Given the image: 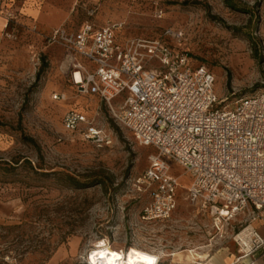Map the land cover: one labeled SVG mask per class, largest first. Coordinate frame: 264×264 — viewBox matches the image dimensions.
Returning a JSON list of instances; mask_svg holds the SVG:
<instances>
[{
    "label": "rangeland",
    "instance_id": "obj_1",
    "mask_svg": "<svg viewBox=\"0 0 264 264\" xmlns=\"http://www.w3.org/2000/svg\"><path fill=\"white\" fill-rule=\"evenodd\" d=\"M57 2L66 8L62 25L70 31L86 21H116L124 24L121 40L182 32L180 41H168L188 52L194 66L215 74V92L228 98L225 106L264 90V0ZM37 26L36 32L21 27L0 47V264H90L88 257L101 242L124 253L136 246L153 264L159 257L169 263L177 254H190L194 261L202 260L201 254L208 255L205 261L217 253L231 258L239 224L218 231L208 214L189 204L185 188L170 220H142L150 196L135 184L156 149L136 142L97 96L78 93L64 49L46 41L53 29ZM61 93L66 100L54 98ZM72 109L88 119L74 133L63 126ZM90 126L111 142L86 139L83 132ZM25 159L35 169L24 163L9 172L4 162ZM171 165L187 186L186 171ZM67 175L98 184L79 189Z\"/></svg>",
    "mask_w": 264,
    "mask_h": 264
},
{
    "label": "built area",
    "instance_id": "obj_2",
    "mask_svg": "<svg viewBox=\"0 0 264 264\" xmlns=\"http://www.w3.org/2000/svg\"><path fill=\"white\" fill-rule=\"evenodd\" d=\"M7 18L6 39L16 38L23 24L18 14L0 7ZM124 24L84 22L76 31L65 26L46 36L59 45L70 62L71 80L81 95H95L112 118L130 131L140 145L154 147L148 167L136 187L148 192L144 222H165L178 207L180 190L218 231L239 224L233 232L236 256L231 264L264 261V90L243 97L234 107L219 99L215 74L205 65L194 66L188 52L172 45L182 32L168 29L157 38L120 39ZM55 99L66 100L64 93ZM88 119L72 109L63 117L66 131H78ZM86 139L110 143L111 137L90 126ZM176 162L189 175L185 186L173 172ZM259 225L263 226L260 227ZM156 264L165 263L159 257Z\"/></svg>",
    "mask_w": 264,
    "mask_h": 264
},
{
    "label": "crops",
    "instance_id": "obj_3",
    "mask_svg": "<svg viewBox=\"0 0 264 264\" xmlns=\"http://www.w3.org/2000/svg\"><path fill=\"white\" fill-rule=\"evenodd\" d=\"M0 7L4 10L13 11L18 14V19L23 24H39L44 28L55 29L66 21L67 11L64 6L58 4L57 0H0ZM7 25V18L0 14V47L6 43L3 31ZM63 26V25H62ZM263 228V226L259 225ZM205 247H202L204 249ZM237 253V251H236ZM236 253L230 258L221 253L213 255L209 260L207 254H201L202 260L191 261L174 257L171 264H231ZM260 264H264L262 260Z\"/></svg>",
    "mask_w": 264,
    "mask_h": 264
},
{
    "label": "bare ground",
    "instance_id": "obj_4",
    "mask_svg": "<svg viewBox=\"0 0 264 264\" xmlns=\"http://www.w3.org/2000/svg\"><path fill=\"white\" fill-rule=\"evenodd\" d=\"M101 246L93 250L88 257L90 264H153L152 257L136 246L129 247L126 253L115 250L101 242ZM176 258L194 261L190 254H177Z\"/></svg>",
    "mask_w": 264,
    "mask_h": 264
},
{
    "label": "trees",
    "instance_id": "obj_5",
    "mask_svg": "<svg viewBox=\"0 0 264 264\" xmlns=\"http://www.w3.org/2000/svg\"><path fill=\"white\" fill-rule=\"evenodd\" d=\"M82 24H83V23H82ZM42 70H44V67L42 68ZM42 70H41L40 72H42ZM40 72H39L38 76H41V73H40ZM227 100H228V98H227ZM227 100H226V101H227ZM25 140H27V142H29V143H32V144L35 145L36 147H39V146L37 145L36 141H35L33 138H31V137H25ZM40 157H41V159H43L42 156H40ZM4 162H6V164L8 165V166H7V170H8L9 172L15 171L17 168H19L20 166L24 165V163L29 164V167H30V168L35 169V167L32 165V163H31V161H30L29 159H25V160H23V161H22V160H17V161L11 162V163H9V162H7V161H4ZM38 168H40V167H38ZM36 172H39V171H36ZM45 174H46V175H47V174H50V172H45ZM67 178H68V181H69L73 186H75L76 188H79V189H81V188H89V187H91V186H94V185L98 184V182L95 181V180L87 181V182H81V181H79L78 179H76V178H74V177H72V176H70V175H67Z\"/></svg>",
    "mask_w": 264,
    "mask_h": 264
}]
</instances>
